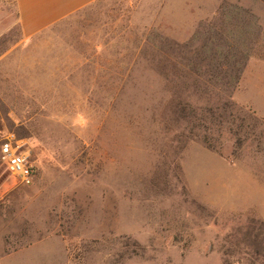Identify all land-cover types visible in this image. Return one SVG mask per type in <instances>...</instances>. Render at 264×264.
<instances>
[{
  "label": "rangeland",
  "instance_id": "obj_1",
  "mask_svg": "<svg viewBox=\"0 0 264 264\" xmlns=\"http://www.w3.org/2000/svg\"><path fill=\"white\" fill-rule=\"evenodd\" d=\"M19 26L0 0V149L38 169L22 185L0 156V264H264V0Z\"/></svg>",
  "mask_w": 264,
  "mask_h": 264
},
{
  "label": "crops",
  "instance_id": "obj_2",
  "mask_svg": "<svg viewBox=\"0 0 264 264\" xmlns=\"http://www.w3.org/2000/svg\"><path fill=\"white\" fill-rule=\"evenodd\" d=\"M98 0H16L22 37L40 32L94 4Z\"/></svg>",
  "mask_w": 264,
  "mask_h": 264
},
{
  "label": "built area",
  "instance_id": "obj_3",
  "mask_svg": "<svg viewBox=\"0 0 264 264\" xmlns=\"http://www.w3.org/2000/svg\"><path fill=\"white\" fill-rule=\"evenodd\" d=\"M0 156L7 171L18 183L25 186L35 183L38 169L30 159L23 139H18L15 134L6 136L1 144Z\"/></svg>",
  "mask_w": 264,
  "mask_h": 264
},
{
  "label": "trees",
  "instance_id": "obj_4",
  "mask_svg": "<svg viewBox=\"0 0 264 264\" xmlns=\"http://www.w3.org/2000/svg\"><path fill=\"white\" fill-rule=\"evenodd\" d=\"M19 28H20V26H19ZM20 31H21V28H20ZM21 34H22V32H21ZM154 47L157 50V55L155 57L156 59L154 58L153 61L155 62L158 59L156 64L159 67L160 65L163 64V59H162V57H163V45H160V46L154 45ZM135 65H136V63H131V64L129 63L130 68L134 67Z\"/></svg>",
  "mask_w": 264,
  "mask_h": 264
}]
</instances>
